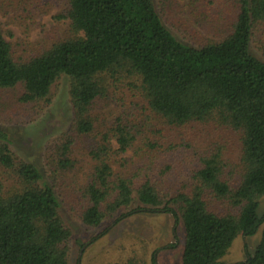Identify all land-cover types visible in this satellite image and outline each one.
Returning a JSON list of instances; mask_svg holds the SVG:
<instances>
[{
    "label": "trees",
    "instance_id": "obj_1",
    "mask_svg": "<svg viewBox=\"0 0 264 264\" xmlns=\"http://www.w3.org/2000/svg\"><path fill=\"white\" fill-rule=\"evenodd\" d=\"M165 1L187 18L156 0H66L67 38L25 58L0 22V114L37 121L63 78L72 113L42 169L0 129V264H71L61 206L96 229L135 204L181 221L182 264H221L259 229L233 264H264V0ZM161 130L177 154L152 142ZM147 252L131 236L89 264H146Z\"/></svg>",
    "mask_w": 264,
    "mask_h": 264
},
{
    "label": "rangeland",
    "instance_id": "obj_2",
    "mask_svg": "<svg viewBox=\"0 0 264 264\" xmlns=\"http://www.w3.org/2000/svg\"><path fill=\"white\" fill-rule=\"evenodd\" d=\"M13 1H3L0 22L5 31V38L12 45L16 56L24 58L34 56L54 43L67 38L68 22L58 19L65 9L66 0ZM156 3L161 10L160 13L163 16L166 14L171 21H176L175 17L178 14L183 18L186 16L178 11L179 5H183V2L174 6L165 0H156ZM185 3L189 5L188 0L184 1V5ZM24 8L26 11H23ZM10 101L5 102L10 103ZM29 117L31 113L28 114L26 109L15 114L14 118L2 113L0 114V129L10 136L11 147L15 153L42 169L45 146L71 127L72 113L67 80L63 78L54 87L52 105L45 110L44 115L42 114L33 123H18ZM177 134L173 135L177 137V140L182 138L178 140L180 143L183 137ZM167 139L171 140L168 130H161L157 131L152 142L159 144L162 150L166 149L170 153L168 155L173 156L177 152L168 151L169 148L165 143ZM133 156V150H129L122 157L131 158ZM139 208V205L135 204L130 210L125 211L124 214L128 215L119 221L117 219L107 220L100 227L89 229L66 207L61 206V217L72 233L71 264H89L96 254L112 247L121 239L131 236L139 237L147 242L146 264H152L153 254H155L156 264H182L185 231L181 221L177 222L176 218L162 210L151 212L142 207L138 210ZM259 214H264V198L260 203ZM260 238L261 229L252 237H240L222 259L221 264L244 261L247 253L253 254Z\"/></svg>",
    "mask_w": 264,
    "mask_h": 264
}]
</instances>
